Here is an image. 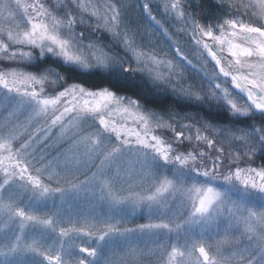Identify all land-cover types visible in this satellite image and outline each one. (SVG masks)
Wrapping results in <instances>:
<instances>
[{
    "label": "rangeland",
    "instance_id": "obj_1",
    "mask_svg": "<svg viewBox=\"0 0 264 264\" xmlns=\"http://www.w3.org/2000/svg\"><path fill=\"white\" fill-rule=\"evenodd\" d=\"M216 45L264 93V0H0V264H264V100Z\"/></svg>",
    "mask_w": 264,
    "mask_h": 264
},
{
    "label": "trees",
    "instance_id": "obj_2",
    "mask_svg": "<svg viewBox=\"0 0 264 264\" xmlns=\"http://www.w3.org/2000/svg\"><path fill=\"white\" fill-rule=\"evenodd\" d=\"M50 67L57 69L59 75L69 82H75L90 89L109 88L117 93H125L126 95L133 96L145 105L161 112L168 113L170 110L178 113L190 110H192V112H200V107L196 105L193 106L190 104L186 107V105H183L178 101H174L165 95L150 96L145 94L143 88L138 84L136 79H128L120 74L103 72L98 69L91 71L79 70L73 66L63 64L58 59L51 60L50 58H44L37 60V70ZM203 107L206 108V106ZM211 115L213 120L219 119L221 122L224 121L226 117V115H222V118L221 116L213 113Z\"/></svg>",
    "mask_w": 264,
    "mask_h": 264
},
{
    "label": "bare ground",
    "instance_id": "obj_3",
    "mask_svg": "<svg viewBox=\"0 0 264 264\" xmlns=\"http://www.w3.org/2000/svg\"><path fill=\"white\" fill-rule=\"evenodd\" d=\"M252 56L253 57H256V58H260L261 60H263L264 61V52H262V51H257V52H253V54H252Z\"/></svg>",
    "mask_w": 264,
    "mask_h": 264
},
{
    "label": "water",
    "instance_id": "obj_4",
    "mask_svg": "<svg viewBox=\"0 0 264 264\" xmlns=\"http://www.w3.org/2000/svg\"><path fill=\"white\" fill-rule=\"evenodd\" d=\"M202 256L204 259H206V257H207V255L204 252H202Z\"/></svg>",
    "mask_w": 264,
    "mask_h": 264
}]
</instances>
